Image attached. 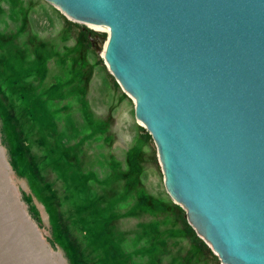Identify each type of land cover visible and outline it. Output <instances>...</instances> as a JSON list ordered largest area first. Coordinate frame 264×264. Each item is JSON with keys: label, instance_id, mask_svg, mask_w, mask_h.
Listing matches in <instances>:
<instances>
[{"label": "rangeland", "instance_id": "obj_1", "mask_svg": "<svg viewBox=\"0 0 264 264\" xmlns=\"http://www.w3.org/2000/svg\"><path fill=\"white\" fill-rule=\"evenodd\" d=\"M97 34L46 0H0V264H222L165 203Z\"/></svg>", "mask_w": 264, "mask_h": 264}, {"label": "water", "instance_id": "obj_2", "mask_svg": "<svg viewBox=\"0 0 264 264\" xmlns=\"http://www.w3.org/2000/svg\"><path fill=\"white\" fill-rule=\"evenodd\" d=\"M105 25L165 186L224 264H264V0H46Z\"/></svg>", "mask_w": 264, "mask_h": 264}, {"label": "trees", "instance_id": "obj_3", "mask_svg": "<svg viewBox=\"0 0 264 264\" xmlns=\"http://www.w3.org/2000/svg\"><path fill=\"white\" fill-rule=\"evenodd\" d=\"M83 40V39H82ZM84 41V40H83ZM85 43V42H84ZM171 209L173 208L175 211L178 212L179 216L181 218H183L184 223H185V231H187L188 233L192 234L195 238L198 239V241L200 242L201 247L206 248V244L203 242V240L201 238H199L197 236V233L195 231V229L188 223L187 218H186V214L185 212H183V209L179 206V205H175V203H173L172 201H167L165 202ZM152 207V205L150 206Z\"/></svg>", "mask_w": 264, "mask_h": 264}, {"label": "bare ground", "instance_id": "obj_4", "mask_svg": "<svg viewBox=\"0 0 264 264\" xmlns=\"http://www.w3.org/2000/svg\"><path fill=\"white\" fill-rule=\"evenodd\" d=\"M85 24V23H84ZM86 25H88V24H86ZM89 26H92L93 28H105L106 30H108V32H109V35H110V28L108 27V26H105V25H98V24H89ZM108 35V36H109ZM90 38H91V40H94V38L92 37V35H90ZM105 43V46H104V49H105V47H106V45H107V43H108V39L104 42ZM103 55V58H104V60H105V57H104V50H103V53H102ZM106 62V61H105ZM106 64L108 65V63L106 62ZM108 67H109V65H108ZM110 69V68H109ZM111 71V70H110ZM112 72V71H111ZM113 74V73H112ZM115 77V76H114ZM116 78V77H115ZM117 80V79H116ZM118 81V80H117ZM120 84V83H119ZM122 87V86H121ZM124 90V89H123ZM125 91V90H124ZM126 92V91H125ZM129 94V93H128ZM130 95V94H129ZM131 96V95H130ZM132 97V96H131ZM133 98V97H132ZM134 99V98H133ZM135 100V99H134ZM153 138V137H152ZM157 147V146H156ZM157 152H158V150H157ZM158 159H159V154H158ZM161 166V165H160ZM161 169H162V166H161ZM163 171V170H162ZM163 175H164V185H165V174H164V172H163ZM165 188H166V186H165ZM166 191L168 192V190H167V188H166ZM168 194L170 195V193L168 192ZM170 197L173 199V201L175 202V203H177V204H179V202H177V201H175L174 200V198L170 195ZM181 205V204H180ZM186 217H187V215H186ZM187 220H188V218H187ZM188 222H189V220H188ZM190 224V223H189ZM191 225V224H190ZM192 226V225H191ZM193 227V226H192ZM196 231V230H195ZM197 232V231H196ZM210 245V244H209ZM211 246V245H210ZM214 251V250H213ZM219 257V256H218ZM220 259V258H219ZM222 264H224V263H222Z\"/></svg>", "mask_w": 264, "mask_h": 264}, {"label": "flooded vegetation", "instance_id": "obj_5", "mask_svg": "<svg viewBox=\"0 0 264 264\" xmlns=\"http://www.w3.org/2000/svg\"><path fill=\"white\" fill-rule=\"evenodd\" d=\"M93 38H94V36H92ZM94 40H95V38H94Z\"/></svg>", "mask_w": 264, "mask_h": 264}]
</instances>
